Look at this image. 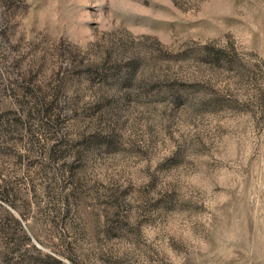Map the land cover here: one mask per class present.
<instances>
[{
	"label": "rangeland",
	"instance_id": "rangeland-1",
	"mask_svg": "<svg viewBox=\"0 0 264 264\" xmlns=\"http://www.w3.org/2000/svg\"><path fill=\"white\" fill-rule=\"evenodd\" d=\"M0 264H264V0H0Z\"/></svg>",
	"mask_w": 264,
	"mask_h": 264
}]
</instances>
